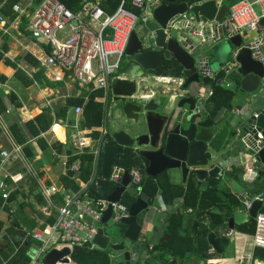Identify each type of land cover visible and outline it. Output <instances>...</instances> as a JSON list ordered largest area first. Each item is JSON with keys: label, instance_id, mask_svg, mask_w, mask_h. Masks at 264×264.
<instances>
[{"label": "water", "instance_id": "water-1", "mask_svg": "<svg viewBox=\"0 0 264 264\" xmlns=\"http://www.w3.org/2000/svg\"><path fill=\"white\" fill-rule=\"evenodd\" d=\"M230 1V0H225ZM221 0H145L139 17L137 30L130 34L125 48L126 66L131 78L144 77L163 65L165 60L174 61L181 70L183 83L167 97L163 110L154 97L149 99L143 110L146 116L147 130L136 133L133 127L108 133L101 144L100 175L109 179L115 157L125 148H131L140 158L144 173L148 177L168 172L170 179L186 184L192 179L205 187L207 178H218L221 169L219 158L208 152L211 141L210 129L200 126L197 119L200 113L195 96L207 87L213 73L222 68L225 73L238 76L239 91L246 94L245 102L253 107L249 112L237 113L235 122V140L243 143V149L255 154L264 165V46L258 45L257 57L251 49L264 35V17L254 31L244 30L231 36L223 34L220 22L230 14L229 6L219 5ZM233 65V66H232ZM222 78L218 79L220 83ZM202 94V93H201ZM261 100L262 108L255 109ZM60 100L51 103L54 111H59ZM160 109V110H161ZM254 113L257 115L255 116ZM263 136L260 148L255 147L257 133ZM208 152V153H207ZM116 186L105 197L106 207L102 211L100 227L93 243L102 250L121 251L122 259L111 264H131L130 251L124 250V240L136 241L147 224L149 196L130 183V177L124 173L115 182ZM233 192L241 187L229 179ZM103 195L105 190L97 187ZM132 198L122 202V195ZM263 200L256 199L245 212H235L227 220L223 235L209 231L207 244L217 255H223L230 247L229 234L235 224L253 222L262 208ZM162 235L159 243L166 241ZM69 248L50 249L41 259V264H68ZM196 264H217L201 259Z\"/></svg>", "mask_w": 264, "mask_h": 264}, {"label": "trees", "instance_id": "trees-1", "mask_svg": "<svg viewBox=\"0 0 264 264\" xmlns=\"http://www.w3.org/2000/svg\"><path fill=\"white\" fill-rule=\"evenodd\" d=\"M30 1L29 12L41 3L42 0H0V14L5 18L6 24H9L14 17L15 13L12 12V7L15 4L21 6L27 5ZM66 8L72 12H77L83 0H59ZM121 0H100L99 4L106 14H112ZM145 2V0H143ZM236 0H230L227 4L230 7ZM125 5L128 9L132 10L137 16L140 15L141 10L131 5V0H125ZM28 18L25 15L20 16L18 28L21 33L30 35L27 29ZM8 50L7 42L4 40L0 45V60L5 64L10 65L15 69L14 77L21 81L22 85L28 86L36 83L40 87L56 88L63 85L62 81H50L44 75V68L40 66L39 62L29 53H24L21 56L22 60L28 61L36 70L28 77L14 62L5 57ZM48 50V49H47ZM20 59V58H19ZM125 65L121 63L118 70H124ZM174 68L172 74L180 76V67L174 61L163 62V65L157 69L150 71L154 75H167L168 69ZM224 73L220 71L219 75L210 82L211 94L205 103V113L202 124L206 127H213L214 118L217 112L222 107L231 108L232 98L235 94L234 90L225 88L218 83L219 78H223ZM234 83L238 90V76L233 75ZM7 78L0 74V83H4ZM136 89L135 82L130 80L116 79L111 83V94L115 97H129L134 94ZM88 96L87 100L84 96ZM102 90H95L87 93L82 91L79 96H68L64 99V103L58 112H53L51 108H44L41 113L35 117L20 122L19 119L11 120L8 125V130L15 143L22 146V150L27 159L31 160L35 156V149L45 150L48 147L55 149L57 152L61 151L62 144L54 141L50 146L46 141L40 138L42 132L47 131L50 126L58 120L65 121L70 108L81 107V115L79 118V129H90L93 127L102 126L104 105L95 101V97L102 96ZM8 105H12L14 110L21 107V103L13 92L7 94L3 93L0 89V114L5 113ZM139 108V107H137ZM57 133L61 128H53ZM2 130L0 128V135ZM235 134V131L228 126L219 128L213 139L211 140V147L215 151H220L225 148L227 142ZM94 137L97 138L99 133L94 132ZM108 138L106 133L103 137ZM101 154L99 155L97 167V185L91 184L88 191L95 197L105 198L116 186L115 183L109 180H103L100 177L99 163ZM78 161V171L70 170L71 165ZM115 165L122 167L126 170L135 166L143 171V164L137 154L131 148H125L122 154L115 157ZM93 166V155L85 151L82 154L68 153L65 162V173L60 175L58 183L66 190L77 191L79 189V181L88 182ZM245 171V170H244ZM242 168L232 169L225 174V178H234L242 182L244 188L248 191L250 196L263 193L264 195V166L258 170L257 177L252 180L241 181V176L244 172ZM144 173V172H143ZM191 175L185 185L176 184L171 182L166 172L157 175L155 178L145 176L141 185V190L149 196V202L152 201L156 195H160L162 202L165 206L173 205L177 200L180 201L181 208L171 212L166 217V224L164 232L168 235V240L162 243H155V248L164 254H170L173 259H178L179 264H183L186 259L191 257L197 260L206 259L209 257L207 254L208 244L206 235L210 230H215L217 227H225L226 219L232 213L242 206L241 201L236 194L232 193L228 187L221 186L222 178H210L208 185L204 188L200 183L194 181ZM7 184H11L9 178L5 179ZM27 185L29 192H33L36 187V181L33 177H27ZM97 187L105 189V193L100 195L97 192ZM23 186L18 185L14 187L9 193L6 204L3 205V199L0 195V212L1 210L7 215L9 225L5 226L4 221L0 219V264H28L29 256L27 250L31 245H38L39 243L27 237V242L16 241V234H30L36 227L35 219H31L25 213V208L28 206L26 202L27 195L22 191ZM36 201L38 204H44V199L37 193ZM125 197V202L123 200ZM57 202H60V196L55 197ZM132 198L127 194L122 195V202L128 203ZM3 205V206H2ZM190 208L191 212L188 214L185 211ZM261 211L264 212V203ZM38 213H40L38 211ZM40 216H42L40 214ZM205 220H208L206 223ZM54 221V216L50 215L44 219V227L46 224H51ZM235 230L241 233L253 235L255 231V222H244L237 224ZM148 245H146L147 247ZM16 247L18 249L16 250ZM71 260L75 264H111L109 252L99 248L88 249L85 247H73L70 254ZM252 258L264 262V248L255 247L252 252ZM172 259V260H173ZM135 264H140L137 261ZM146 264H151L147 262Z\"/></svg>", "mask_w": 264, "mask_h": 264}, {"label": "built area", "instance_id": "built-area-1", "mask_svg": "<svg viewBox=\"0 0 264 264\" xmlns=\"http://www.w3.org/2000/svg\"><path fill=\"white\" fill-rule=\"evenodd\" d=\"M99 2L100 0H83L77 12H72L59 0H42L32 12L28 11L30 1L25 6L15 4L12 7V12L16 14L13 19L16 24L19 23L21 15L28 18L27 29L30 36L39 43L42 53L36 56V59L46 70L52 71V79L61 78L64 72L79 89L88 92L102 90L103 95L95 99L100 100L104 105L101 134L95 140L94 148L89 150L90 132L77 130L73 138L76 155L85 153V151L93 155V166L88 182L80 181L77 191L53 185L42 186L40 190L45 204L39 208V211L47 217L53 215L54 221L42 228L33 229L30 234H24V237L30 236L39 243L28 248L27 255L30 259L28 264H41L42 257L52 248L67 247L70 251L73 247L97 248L93 243V238L100 227L102 211L106 207L107 200L91 195L88 187L91 184L97 185L98 159L101 144L104 141L103 137L106 134L104 123L108 95L111 93V83L116 79L122 80L117 72L138 17L126 7L125 0L120 1L112 14H106ZM131 5L142 10L144 1L131 0ZM255 5L258 7V12L254 8ZM229 10V17L219 24L225 36H231L244 30L254 31L258 28L259 19L264 17V0H236ZM5 23V18L0 14L1 29L4 28ZM258 45L264 46V35L251 48L252 55L255 57L260 53L256 49ZM258 58L261 62L264 60L259 56ZM147 97L151 96L147 95ZM73 110L76 115L81 114V107H74ZM254 115L257 114L254 113ZM74 127L78 128L77 121ZM262 143L263 136L258 132L255 147L260 148ZM251 156V162L241 164L246 166L243 176L249 181L257 177L258 170L263 166L256 159L255 154ZM11 161H20L23 164L26 161L21 146L14 142L11 143L9 150L0 148V170L3 169L5 163ZM78 167L79 164L76 161L71 165L70 170L77 172ZM124 173L129 175L133 186L141 187L145 174L135 166L128 170L113 166L108 180L115 183ZM6 178L16 183L22 176H10L8 173L0 172V195L3 205L6 204L9 193L13 189L5 182ZM55 195L60 196V202L55 200ZM256 199H261L264 203L263 193L253 196L245 195L243 210L247 211ZM186 212H191V209L188 208ZM254 222L255 231L251 235L252 247L264 248V212L261 209L257 212ZM207 254L213 255L214 250L209 248ZM245 256L247 255H242L241 260ZM67 258L71 260L70 254ZM136 259V253L130 251V262ZM252 264L264 263L254 260Z\"/></svg>", "mask_w": 264, "mask_h": 264}, {"label": "crops", "instance_id": "crops-1", "mask_svg": "<svg viewBox=\"0 0 264 264\" xmlns=\"http://www.w3.org/2000/svg\"><path fill=\"white\" fill-rule=\"evenodd\" d=\"M228 2L229 1L221 0L219 5H222V4L228 5L227 4ZM18 24H16L14 20H12L9 24L5 23V26L3 29L0 28V45L2 44L4 40L7 42L8 50L5 53V57L8 58L10 61L14 62L22 71H24V73L28 77H31V74L36 70V68L33 67L28 61L22 60L21 56L27 52L36 59V56H39L41 54L40 46H39V43L36 42L30 35H25L21 33V31L18 28ZM125 62H126V57H125V61H123L122 64L125 65L123 71H125L127 76L126 77L120 76L122 80L133 81L135 82L136 86L144 83L143 88H144L145 93H143L141 97L146 99L147 101L153 97H157L158 101H156V103H159L158 105L160 109L163 106V104L165 105L166 103L167 97L165 96V93L167 94L169 92H173L177 87H179L180 83L184 82L182 79V75L181 74L180 76L173 75L172 72L174 68H170V67L168 69L169 73L167 75H154L150 71H148V73L144 77L131 78L128 74L129 71H128V68ZM221 69L222 68H219L213 73L212 80H214V78L219 75L220 71H223ZM14 72H15L14 68H12L10 65H7L2 60H0V74L4 75L7 78V80L4 83H0V89L3 90L4 94L13 92L21 103V107L18 110L15 111L12 105H8L5 113L0 114V128L2 130V133L0 135V148L3 150H9L11 147V143L14 142L8 130V125L11 123L12 118L16 119L17 117L20 122H24L28 119L35 117L39 113H41V111L44 108L49 107L52 109L51 103L57 100H60V103H61V106L59 108L60 110L64 103V99L66 97L73 96V95L79 96L81 95L82 91H86L87 93H90L87 90L79 89L76 83H74L64 72L61 78L52 79L51 77L52 71L46 70L44 68V75L50 81H53V82L62 81L63 82V85L61 87H56V88L40 87L36 83L28 85V86H24L22 85L21 81H19L17 78L14 77ZM54 73H56V71H54ZM223 73H224V77L222 78L220 84L224 86L225 88L234 90L235 94L232 98L231 108L222 107L217 112L214 118L213 127L209 128L202 124L204 113H205V103H206L207 98L211 94L210 84L204 89H202V92H201L202 94L200 93L199 95L195 96L197 98L196 105L200 113V117L197 119V122L200 126H204L211 130L212 132L211 140L213 139L216 131L219 128H222L223 126H228L229 128L235 131L236 126H237V123L235 122V119L237 117L236 114L237 113L239 114L242 112H249V110L253 107V105L250 102H245L246 94L239 91V88L237 90V87L232 78L233 74L225 73L224 71ZM150 77H153L154 79H156L157 84L153 85L150 82H147ZM147 95L151 97H147ZM87 97H88L87 95L84 96V99L87 100ZM98 97H101V96H97L95 98H98ZM95 101L102 103L100 100L95 99ZM127 106H126L127 113H128L127 117L130 119L137 118V113L139 112L144 113V110L142 108L143 106H133L129 104ZM257 108H262V105ZM160 109L158 111L162 112L163 110L162 109L160 110ZM52 111L56 112L53 109ZM80 115H76L72 107L69 109L68 114H67V119L65 121H61V120L56 121L50 126V128L47 131L42 132L40 134V138L44 139L49 146L54 141H58L59 143H61L62 148L60 152H57L55 149L51 147H48L45 150H40L37 148L35 149L36 152H35L34 158L29 160L26 158L22 150V153L26 159L25 164H23L20 161H11L10 163H5L3 165V169L0 170V172L8 173L10 174V176H15V175L22 176V178L16 183H12L11 181L10 185L11 187H13V189L14 187L18 185L23 186L22 191L24 192V194L27 195L26 202L28 203V206L25 208V213L31 219H35L37 225L34 229L40 228V225L44 224L43 223L44 219L47 217V216H44L39 211V208L45 204V201H44V204L42 205L38 204L36 201L35 195L37 193L41 195L40 190L42 186H52L53 185L56 187H62L58 183V178L60 175L65 173V169H66L65 162L68 157V153L72 152L73 154H75L74 153L75 147L73 146V138L76 135L77 130L90 132L91 139L89 140L90 142L89 150L94 148V145L96 142L95 140H97L101 134L102 126L93 127L90 129H78L74 127L75 122L76 121L77 123L79 122L78 120L80 118ZM58 126L61 128V131H59V133H57L53 129ZM131 127H127V128L120 127V128L111 130L110 132L117 131L120 129L128 130ZM133 128L135 129L136 133L145 132V130H141L140 126H135V127L133 126ZM105 131L107 134L110 133L106 129ZM94 132L99 133V136L97 138L94 137L93 135ZM235 135H236V131H235L234 136L230 138L229 141L227 142L225 148L221 149L220 151H215L211 147V141L208 143V146H209L208 152L212 153L215 157L219 158V165L221 169V173L219 177L222 178L221 186L228 187L230 191L236 194L239 200L241 201L242 206L240 208H237L233 213L238 212V211L245 212L243 210L244 209L243 200L245 198V195H249V193L244 188L242 182L235 180L234 178H225V174L231 171L232 169H237L239 167L242 168L243 171L244 170L246 171V166L244 167L241 164H244L249 161L251 162V157H252L251 155L253 154L251 151L248 152L249 154H247V152L243 149V143L240 140H235L234 138ZM21 149H22V146H21ZM100 154H101V151H100ZM114 166H115V163H114ZM99 172H100V163H99ZM143 172H144V169H143ZM244 172L242 173L244 174ZM166 173L168 174L169 179H170L169 173L167 171ZM28 176L33 177L37 184V187L33 192H29L28 190V185H27ZM210 178L212 177L207 178L206 185H208ZM229 179L233 180L237 185H239V187H241V191L233 192L231 190L230 185L228 184ZM170 181L176 184H182V183H177L176 180L172 181L170 179ZM241 181H246L243 175L241 176ZM182 185H185V184H182ZM54 197H56V195ZM149 206H150V209L153 210L152 218H150V221H147L144 232H141L138 235L137 240L134 241L133 250L131 252L136 253L137 259L136 261H131L130 263L135 264L137 261H139L140 264H146L147 262H150L151 264H179L180 261L178 259H173V256H171L170 254L166 253L160 256L162 252L158 250L157 248H155V243L156 242L159 243V239L162 235L164 234L167 235L164 232L165 224H166V221H165L166 217L168 216L169 213L174 212L181 208L180 201L177 200L173 205L165 206L162 202L160 195H156L155 198L149 202ZM38 211L40 213H38ZM185 213L188 214L189 212L185 211ZM40 214L42 216H40ZM228 218L226 219L225 227H217L215 230H210V231H214L217 235H220V236L223 235V232L227 227ZM0 219L4 221L5 226L9 225V220L7 218V215L2 210L0 212ZM205 222L207 223L208 220H205ZM236 225L237 224H235V226ZM23 237H24V234H22L21 232H18L15 236L16 241H19V242L23 241L25 243H28L27 237H24V239ZM229 237H230V247L232 246L231 250L229 247V249L223 255H217L214 252L213 255H209V257L206 259H210L211 261H214L217 264H252L254 260L259 261L257 259L252 258V252L255 247H252L251 235L238 232L235 230V227H234L233 231L229 234ZM167 240H168V235H167ZM146 245L148 246L146 247ZM242 255L243 256L247 255V256H245L244 259L241 260L240 257ZM197 261H199L197 260V258L191 257L189 259H186L185 262H183V264H196ZM112 262L113 261H111V263ZM68 264H75V263L72 260H70Z\"/></svg>", "mask_w": 264, "mask_h": 264}, {"label": "rangeland", "instance_id": "rangeland-1", "mask_svg": "<svg viewBox=\"0 0 264 264\" xmlns=\"http://www.w3.org/2000/svg\"><path fill=\"white\" fill-rule=\"evenodd\" d=\"M256 12H258V7L254 6ZM140 24L139 17L136 19L135 26L133 30H137L138 26ZM42 55V53L40 54ZM125 61V56L122 58V63ZM119 76L126 77L127 74L125 71L121 70L118 72ZM148 80V79H147ZM146 82V81H145ZM147 82H150L151 84L155 85L157 84L156 79L153 77H150ZM146 82V83H147ZM144 83L139 84L136 86L134 94H132L129 97H115L113 94L109 93L108 95V103L106 107V119L104 123V128L107 131H111L117 128H127V127H135L140 126L141 130H147V124H146V116L145 113H137V118H128L127 117V109L126 106L133 105V106H143L147 103L146 99H143L141 95L144 92ZM155 102L158 101L157 97H154ZM262 101L259 100L255 105V107H260ZM159 104V103H158ZM128 107V106H127ZM92 144V143H91ZM152 209L149 208L148 215H147V221H150V218H152ZM146 226H144L143 231ZM232 237V236H231ZM124 250L132 251L133 250V244L134 242L124 240ZM232 246L230 247L231 250ZM109 252L110 260L113 262L120 261L122 259V252L121 251H112L109 248L106 249ZM232 254V253H230Z\"/></svg>", "mask_w": 264, "mask_h": 264}, {"label": "flooded vegetation", "instance_id": "flooded-vegetation-1", "mask_svg": "<svg viewBox=\"0 0 264 264\" xmlns=\"http://www.w3.org/2000/svg\"><path fill=\"white\" fill-rule=\"evenodd\" d=\"M123 200H124V202H125V197H123Z\"/></svg>", "mask_w": 264, "mask_h": 264}, {"label": "bare ground", "instance_id": "bare-ground-1", "mask_svg": "<svg viewBox=\"0 0 264 264\" xmlns=\"http://www.w3.org/2000/svg\"><path fill=\"white\" fill-rule=\"evenodd\" d=\"M144 99V98H143Z\"/></svg>", "mask_w": 264, "mask_h": 264}]
</instances>
